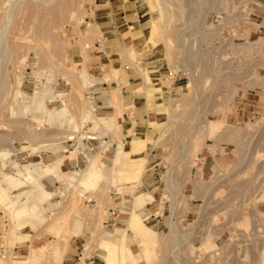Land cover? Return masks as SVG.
I'll list each match as a JSON object with an SVG mask.
<instances>
[{
    "label": "rangeland",
    "instance_id": "374dc122",
    "mask_svg": "<svg viewBox=\"0 0 264 264\" xmlns=\"http://www.w3.org/2000/svg\"><path fill=\"white\" fill-rule=\"evenodd\" d=\"M94 1L0 0V264H264V0H125L90 67Z\"/></svg>",
    "mask_w": 264,
    "mask_h": 264
},
{
    "label": "crops",
    "instance_id": "0c3cea01",
    "mask_svg": "<svg viewBox=\"0 0 264 264\" xmlns=\"http://www.w3.org/2000/svg\"><path fill=\"white\" fill-rule=\"evenodd\" d=\"M134 10L131 1L125 2V0H95L92 7V16L88 20L93 25L91 26V32L97 33V37H100L102 41L96 43L94 49L86 48L87 61L90 63V67L96 64V60L103 56L96 54V49L105 43V50L112 46H117L121 42V33L123 31L122 23L123 18L126 17V12ZM98 40V38H96ZM76 53L82 54L81 45H76ZM100 49V48H99ZM95 51V52H94ZM112 54V52H109Z\"/></svg>",
    "mask_w": 264,
    "mask_h": 264
},
{
    "label": "bare ground",
    "instance_id": "6f19581e",
    "mask_svg": "<svg viewBox=\"0 0 264 264\" xmlns=\"http://www.w3.org/2000/svg\"><path fill=\"white\" fill-rule=\"evenodd\" d=\"M35 6V5H34ZM33 8V7H32ZM38 14V13H37ZM41 15V14H40ZM42 16V15H41ZM21 43V42H20ZM145 144H143V142H140L139 139L135 140L132 143V148H131V157L133 161L137 162L136 160H142V157L140 156L141 152L144 150ZM131 164V163H130ZM134 165V164H133ZM132 165V166H133ZM100 170V169H99ZM98 176V171L97 170H91V172L87 175V178L85 181L90 182L93 178ZM128 224H131L132 226H134V230H135V224L139 223V219L137 214L135 212L130 213V215L128 216ZM141 225V222L139 224V226ZM138 226V225H137ZM137 228V227H136ZM146 228V227H145ZM147 229V228H146ZM148 231V230H147ZM107 248V256L109 257V260L111 259L112 254L115 252L114 251V245L111 246L108 245L106 246ZM114 255V254H113ZM113 258V256H112Z\"/></svg>",
    "mask_w": 264,
    "mask_h": 264
}]
</instances>
